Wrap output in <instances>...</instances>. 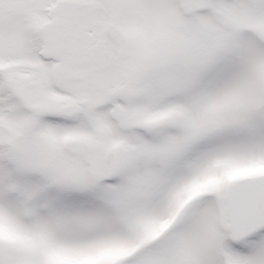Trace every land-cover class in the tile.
<instances>
[{
  "label": "snow or ice",
  "instance_id": "6c2138e0",
  "mask_svg": "<svg viewBox=\"0 0 264 264\" xmlns=\"http://www.w3.org/2000/svg\"><path fill=\"white\" fill-rule=\"evenodd\" d=\"M0 264H264V0H0Z\"/></svg>",
  "mask_w": 264,
  "mask_h": 264
}]
</instances>
